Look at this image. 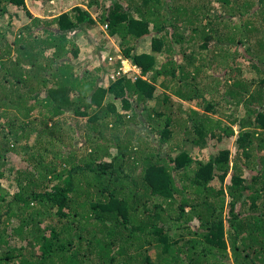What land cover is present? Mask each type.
Instances as JSON below:
<instances>
[{
  "label": "trees",
  "instance_id": "16d2710c",
  "mask_svg": "<svg viewBox=\"0 0 264 264\" xmlns=\"http://www.w3.org/2000/svg\"><path fill=\"white\" fill-rule=\"evenodd\" d=\"M76 3L0 0V264H264V0Z\"/></svg>",
  "mask_w": 264,
  "mask_h": 264
},
{
  "label": "rangeland",
  "instance_id": "374dc122",
  "mask_svg": "<svg viewBox=\"0 0 264 264\" xmlns=\"http://www.w3.org/2000/svg\"><path fill=\"white\" fill-rule=\"evenodd\" d=\"M27 3L31 4L32 2H31V0H27ZM87 44H88L87 42L82 44V46H81L82 51H81V54L79 55V58H78V60H79L78 62L82 66V69L83 68H89L88 72L90 73L94 67L102 65V68L105 69L104 73H107V74L110 73V69L113 68L112 72L109 75L118 76L116 73L117 69L115 68V62H114V58L116 56H110V50L111 49L113 51L118 50V45L116 44V42L109 39L108 37L101 39L99 41V44L103 45V46H101L96 52L92 48H88ZM98 56H100V57H98ZM98 58H99L98 64L94 63V61ZM123 67H124L125 72H127V71L133 72V70H134L136 72V74L139 75V70L136 69L134 66H132L130 63L124 61ZM245 78L247 80L251 79V77H249V73L245 74ZM221 81H223V80H220V84L222 85L223 83ZM234 89L237 90V88H234ZM234 89H233V91H234ZM236 129H237V127H235V131H236ZM83 154H85V152H83Z\"/></svg>",
  "mask_w": 264,
  "mask_h": 264
},
{
  "label": "crops",
  "instance_id": "0c3cea01",
  "mask_svg": "<svg viewBox=\"0 0 264 264\" xmlns=\"http://www.w3.org/2000/svg\"><path fill=\"white\" fill-rule=\"evenodd\" d=\"M31 1L33 3L31 6V11L34 13V16L36 15L37 17H42V15L48 14V12H66L70 10V8L68 7L69 5L79 2V0H59L60 3L56 4L54 3V1H48L49 3L42 0Z\"/></svg>",
  "mask_w": 264,
  "mask_h": 264
},
{
  "label": "clouds",
  "instance_id": "9594fccd",
  "mask_svg": "<svg viewBox=\"0 0 264 264\" xmlns=\"http://www.w3.org/2000/svg\"><path fill=\"white\" fill-rule=\"evenodd\" d=\"M115 58L120 59L121 57L116 56ZM115 58H114V59H115ZM124 61L128 62L127 60H123V61H122L121 65H120V68H119V70H118L119 74H120V72L123 73V70H124V67H123ZM128 63H129V62H128ZM135 68H136V67H135ZM136 69H137V68H136ZM127 73H135V74H136V72H135L134 70H133V72L127 71V72L124 73V74H127ZM136 75H137V74H136ZM139 75H140V71H139Z\"/></svg>",
  "mask_w": 264,
  "mask_h": 264
},
{
  "label": "built area",
  "instance_id": "2783aa9c",
  "mask_svg": "<svg viewBox=\"0 0 264 264\" xmlns=\"http://www.w3.org/2000/svg\"><path fill=\"white\" fill-rule=\"evenodd\" d=\"M123 73H126L125 70H123ZM118 75H119V72H118Z\"/></svg>",
  "mask_w": 264,
  "mask_h": 264
}]
</instances>
